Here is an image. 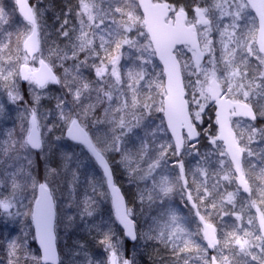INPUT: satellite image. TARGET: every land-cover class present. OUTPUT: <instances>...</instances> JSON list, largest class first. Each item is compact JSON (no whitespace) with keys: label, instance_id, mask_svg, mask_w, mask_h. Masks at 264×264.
<instances>
[{"label":"snow or ice","instance_id":"1","mask_svg":"<svg viewBox=\"0 0 264 264\" xmlns=\"http://www.w3.org/2000/svg\"><path fill=\"white\" fill-rule=\"evenodd\" d=\"M0 94V264H264V0H0Z\"/></svg>","mask_w":264,"mask_h":264},{"label":"trees","instance_id":"2","mask_svg":"<svg viewBox=\"0 0 264 264\" xmlns=\"http://www.w3.org/2000/svg\"><path fill=\"white\" fill-rule=\"evenodd\" d=\"M53 2L57 5H62L64 0H53ZM51 87L56 88V86H51ZM16 125H18V122L15 121L14 124L11 126V128H13ZM77 151H79V149H77ZM81 180H83V176L81 177ZM119 184L122 185V189L125 193H129V192H126V189L122 183L119 182ZM81 191H82V189H81ZM66 195L67 194L64 193L63 198ZM57 196H58V198H60V196H62V195L60 192H57ZM176 201L179 202V197L176 198ZM105 205H106V208L109 209V212L111 214L112 208H111L110 203L107 202V204H105ZM253 211H255V210H253ZM147 212H148V210L146 209L145 215H147ZM139 219H140L141 224H143L144 216L139 217ZM61 225L64 226L63 224H61ZM4 232L0 230V244H3L6 241V234ZM65 232L67 233V237H66L67 242L64 241V232L61 233V236L59 235V239H58V247L61 250L66 251L65 245H67L68 247H71V245L73 244V241L80 240V241L89 242L90 251L95 256H100V254H101L100 250L97 247H95L93 245V243L91 242V237L88 234L85 222L79 223V225L75 223V225H73L70 228L65 227ZM59 234H60V232H59ZM125 248L127 249L129 255H131L133 253V251H135L137 264H159L160 256L164 255L163 252H160L158 254L156 248L152 244H146L143 240L137 241V243L134 245H132L128 241H126ZM4 254H5L4 249L2 247H0V256H3Z\"/></svg>","mask_w":264,"mask_h":264},{"label":"rangeland","instance_id":"3","mask_svg":"<svg viewBox=\"0 0 264 264\" xmlns=\"http://www.w3.org/2000/svg\"><path fill=\"white\" fill-rule=\"evenodd\" d=\"M51 91H52L53 95L56 94V88L55 87H51ZM0 103L4 104L6 107V110H7L6 116L3 118H0V138H3L5 136V134L8 132V130L11 129V126L14 124V122L15 121L18 122V120H17L18 106L13 104L11 101H9L7 96L3 95V94H0ZM45 106H47V102H45ZM119 182L123 184V186L126 189V192L130 193L131 191L135 190V189H130V186H129L126 179H122ZM60 198L62 199L63 196H60ZM105 204H107V201H104L103 203H101L99 205L98 211L103 214L105 219H107L108 216L110 215V212H109V209L106 208ZM82 222L83 221H81V219L79 217H77L76 224L79 225V223H82ZM25 223H26V221H19L18 222L15 220H10L6 217L0 218V230L3 232L5 231L4 233L6 234V240H8L9 238L17 236L19 234L21 227H23ZM63 228H64V231H63L64 232V241L66 242L67 233L65 232V226H63ZM59 235L61 236V234H59ZM36 247H37V245L34 244L33 248L35 249ZM66 251H67V249H66Z\"/></svg>","mask_w":264,"mask_h":264},{"label":"bare ground","instance_id":"4","mask_svg":"<svg viewBox=\"0 0 264 264\" xmlns=\"http://www.w3.org/2000/svg\"><path fill=\"white\" fill-rule=\"evenodd\" d=\"M58 230H59L58 232H61V233H62V232H63V230H64L63 226H62V225H60V227H59V229H58ZM61 233H60V234H61ZM66 242H67V240H66Z\"/></svg>","mask_w":264,"mask_h":264},{"label":"water","instance_id":"5","mask_svg":"<svg viewBox=\"0 0 264 264\" xmlns=\"http://www.w3.org/2000/svg\"><path fill=\"white\" fill-rule=\"evenodd\" d=\"M129 243H131V244H136L137 242H133V241H131L130 239L129 240H127ZM38 246V245H37Z\"/></svg>","mask_w":264,"mask_h":264}]
</instances>
